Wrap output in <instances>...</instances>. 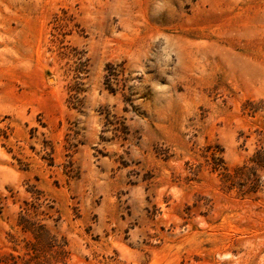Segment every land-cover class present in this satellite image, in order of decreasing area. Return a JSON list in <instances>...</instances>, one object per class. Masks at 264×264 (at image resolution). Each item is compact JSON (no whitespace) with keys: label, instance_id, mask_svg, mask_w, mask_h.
<instances>
[{"label":"rangeland","instance_id":"rangeland-1","mask_svg":"<svg viewBox=\"0 0 264 264\" xmlns=\"http://www.w3.org/2000/svg\"><path fill=\"white\" fill-rule=\"evenodd\" d=\"M258 150L264 0H0V264H264Z\"/></svg>","mask_w":264,"mask_h":264},{"label":"trees","instance_id":"trees-1","mask_svg":"<svg viewBox=\"0 0 264 264\" xmlns=\"http://www.w3.org/2000/svg\"><path fill=\"white\" fill-rule=\"evenodd\" d=\"M250 160L255 165H260L262 162H264V150H262V151L258 150ZM250 169H251L252 173L255 172V166L252 165V167H250Z\"/></svg>","mask_w":264,"mask_h":264}]
</instances>
